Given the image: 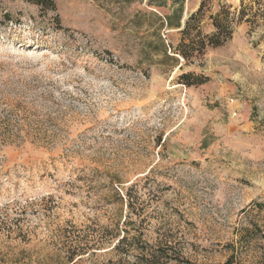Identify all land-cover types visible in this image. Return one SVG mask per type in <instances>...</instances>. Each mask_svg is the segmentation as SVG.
I'll list each match as a JSON object with an SVG mask.
<instances>
[{
	"label": "rangeland",
	"instance_id": "374dc122",
	"mask_svg": "<svg viewBox=\"0 0 264 264\" xmlns=\"http://www.w3.org/2000/svg\"><path fill=\"white\" fill-rule=\"evenodd\" d=\"M55 1L0 0V264H264V0H185L234 32L178 64L173 0Z\"/></svg>",
	"mask_w": 264,
	"mask_h": 264
},
{
	"label": "trees",
	"instance_id": "16d2710c",
	"mask_svg": "<svg viewBox=\"0 0 264 264\" xmlns=\"http://www.w3.org/2000/svg\"><path fill=\"white\" fill-rule=\"evenodd\" d=\"M32 4L37 5L44 13L49 11L56 12L57 4L55 0H26ZM184 1L185 0H173L171 7V13L161 18V25L166 27L181 28L180 32L183 35L178 45L169 44L168 46L163 43L164 55L171 57L178 64L180 59L187 62H193L198 58H202L207 49L210 47H219L225 44L234 32V20L232 12L229 8L221 7L216 13L211 15L214 31L210 34L204 33L201 29L202 17L205 13V1L201 3L199 9L192 13L186 20L185 25L182 26V17L184 13ZM167 4V0H149L150 6L163 7ZM243 14H240L239 20L243 18ZM11 18L8 12L4 13L3 19L9 20ZM56 23L59 24V16H55ZM169 51V52H168ZM174 53L170 55L169 53ZM179 80L186 85H200L208 81V77L202 74H195L192 72L182 73L179 75ZM125 233L119 236L118 242L113 246V251H116L121 256H128L131 251L128 249H122V246L128 241L129 236ZM76 252V251H74ZM77 253L70 257V261L74 260ZM164 256V253H158L154 251H145L142 255L143 262L141 264H161L160 258ZM106 264H114L112 260H109ZM115 264H123V257H120ZM139 264V263H135ZM214 264V263H209ZM222 264H240L234 263L232 259H228Z\"/></svg>",
	"mask_w": 264,
	"mask_h": 264
},
{
	"label": "water",
	"instance_id": "95a60500",
	"mask_svg": "<svg viewBox=\"0 0 264 264\" xmlns=\"http://www.w3.org/2000/svg\"><path fill=\"white\" fill-rule=\"evenodd\" d=\"M182 23H184V20H182Z\"/></svg>",
	"mask_w": 264,
	"mask_h": 264
}]
</instances>
